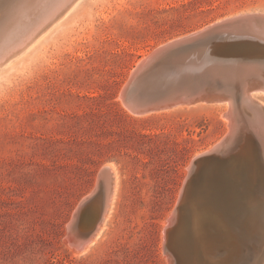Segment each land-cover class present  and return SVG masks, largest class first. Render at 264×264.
Listing matches in <instances>:
<instances>
[{
    "label": "rangeland",
    "instance_id": "rangeland-1",
    "mask_svg": "<svg viewBox=\"0 0 264 264\" xmlns=\"http://www.w3.org/2000/svg\"><path fill=\"white\" fill-rule=\"evenodd\" d=\"M10 1L0 0L3 13L27 0ZM12 11L11 18L0 11L1 37ZM247 13H264V0H81L0 70V264H169V220L191 163L229 133L228 103L141 117L120 95L146 54ZM254 98L264 109V94ZM109 164L120 187L108 230L88 252L74 253L70 223ZM257 182L264 198V180Z\"/></svg>",
    "mask_w": 264,
    "mask_h": 264
},
{
    "label": "water",
    "instance_id": "water-1",
    "mask_svg": "<svg viewBox=\"0 0 264 264\" xmlns=\"http://www.w3.org/2000/svg\"><path fill=\"white\" fill-rule=\"evenodd\" d=\"M251 90L264 94V13L240 14L163 44L135 67L121 92L124 106L137 116L183 105L229 104L230 133L190 165L188 179L172 215L173 222L166 231L164 250L169 264H192L193 238L188 226L197 185L209 172L213 184L218 185L219 179L223 183L220 176H224L229 167L218 166L226 156L232 162L230 167L239 171L238 182L241 183H237L238 186L242 184L249 189L238 191L239 194L231 198L233 203L222 200L220 218L224 230L217 235L220 241L214 246L216 257L201 260V253L197 261H201L199 264H247L254 258L252 249L256 241L257 245H262L259 234L263 229L264 208L255 207L261 204L262 194L260 188L253 189V182L248 178H261L262 164L256 151L253 155L261 167L260 173L251 171L248 163L241 162L243 166L239 167L234 162L244 151L241 143L246 135L252 140L254 150L255 147L261 149L260 140L264 137V127L257 133L244 121V101L256 103L247 95ZM261 123L264 124V119ZM111 185L112 173L106 165L98 175L95 189L83 200L70 223L68 242L76 249L82 250L92 239L95 228L91 230L86 225L93 219L96 204L111 192ZM222 192L220 189L219 194L224 197ZM244 222L248 224L243 225ZM242 233L254 237L250 258L246 261L238 255ZM237 235L240 236L237 238Z\"/></svg>",
    "mask_w": 264,
    "mask_h": 264
},
{
    "label": "bare ground",
    "instance_id": "bare-ground-1",
    "mask_svg": "<svg viewBox=\"0 0 264 264\" xmlns=\"http://www.w3.org/2000/svg\"><path fill=\"white\" fill-rule=\"evenodd\" d=\"M11 1L8 3V5L11 4V6H13V1L19 3V5L21 4L20 0H18L19 2L16 0H11ZM27 1L23 2V4H21L19 8L16 7L18 6L17 4L14 5L16 9H18V10H14L17 12V14L14 11H12L13 9L11 8V11L15 13L14 16L17 15V17H15V19H10L11 21L9 23V27H7L8 32L4 34L2 37L0 36V70L10 65L13 59L19 58L21 55H23V53L26 50H28L30 47H32L37 41H39L42 36H44L56 24H58L60 21L66 18L68 14L75 9V7L80 3L81 0H29L28 2ZM5 6H7V4ZM5 6L4 8H6ZM1 9L0 11L1 13H3ZM9 9L7 8L6 10L3 9L4 16L6 15V13L11 14V11H9ZM5 11H8V12H5ZM1 13H0V16L2 17ZM8 16H5V17H8ZM11 17L13 16H10V18ZM0 24H4V21H2ZM3 31H5V29H3ZM148 55L146 54L144 57H147ZM255 92H258V91L256 90L248 91L247 95L249 99L252 98L255 101V98H254ZM221 105H224V104H221ZM226 105H227V112L225 113V117L229 123V133H230L231 121L227 117V113L229 111V105L228 104ZM242 111L246 113L244 115V121L246 125H248L249 128H254L255 131H257L258 133L259 128L261 130L264 127V124L261 123V121L264 119V109L260 107L257 104V102L253 103L251 101L245 100L243 103ZM247 137L248 136L246 135V137L243 138L242 143H241V146L244 149L243 153L241 154V157H237L234 160V162H237L239 167L243 166L242 165L243 162L247 163L248 160H246V158L251 157L252 151L254 153V149L252 148L253 147L252 140H250V138L249 137L247 138ZM260 141H261L260 145L262 146V148L260 149L261 152L259 151L258 152L260 153L261 155L260 157H262L263 162H264V137H262ZM213 148L209 149L208 151L212 150ZM226 157H224L221 160V163H219V166L217 165L218 168L222 165L223 166L229 165L228 163L229 158H226ZM251 159H253L252 161L254 162L252 163L248 162L247 165H249L251 171H253L256 174L257 173L256 170L258 169V171H260V167L258 166L257 169H255L254 167L258 165L257 164L258 161H257V158H255V156L251 157ZM107 166L110 168L111 173H112L111 192H107L106 195L102 197L104 205L102 204L103 209H102L100 218L94 227L95 233L92 239L90 240L89 243H87V245L82 250L76 249L73 245L70 244L71 246L70 248L73 249L74 253L76 252V253L83 254V253L88 252L91 247L95 246V244H97L98 242H100V240L103 239L106 231L108 230L109 221L112 217L116 199L118 196V190L120 187L119 186L120 178L118 177L114 164H109ZM230 169H228L226 174L224 173V176H220L221 179H223L224 181L223 183H221V180L218 178L219 179L218 185L213 184L212 183L213 177L210 178V175H209L210 172H209V173H206L205 176H203V178L201 179V182H199V184L197 185V190H196L194 200L191 206V210H192L191 217H190L191 220L188 226L189 231L191 232L192 238H193V243L191 246L192 250H190V252L193 251L194 253L192 257V264H199V262H201V261L199 262L197 261L201 253L203 256L201 260H203L204 257L210 256L212 259L213 257H216V250L214 249V246L217 243H219L220 240L218 239L217 235L219 232H221V229L224 226L220 218L222 200L224 201V198H225L227 201H229V203H233L231 202L232 201L231 198H235V194L238 191H242L243 189H249L247 187L245 188V185H242V184L238 186L237 183H241V182H238V181L233 182V180L231 179L230 173H229ZM231 171L232 173L234 171V176L237 175L238 179L241 178L238 170H235L232 167ZM262 174L263 175L261 176V178H263L264 180V168L262 169ZM248 175L250 176V174ZM248 178L249 180H253V182H256V183H258L257 181L260 180V178H257L255 176L248 177ZM220 189L223 191L222 193L224 194V197L223 195H221V193L219 194ZM237 194H239V192ZM263 200L264 198H262V201ZM262 201H261V204L255 207L262 206L264 208V205H262ZM97 205L98 203L96 204V206ZM96 206L92 210L93 212H95ZM171 219L172 217L169 220V226H170V223L173 222V220ZM261 220H262L261 224L263 225V229L259 235H261L260 242L262 245L260 246L257 245V241H256V244L254 248L252 249L254 258L253 260L251 259V261L247 262V264H264V215L262 216ZM246 224L248 223L244 222L243 225H246ZM223 230L224 229H222V231ZM240 235H237V238L239 236L241 237L239 238L240 243H239L238 255L240 256V259H245L246 261L248 260V258H250L249 257L250 249H251L250 245L253 244L254 237H252L249 234L248 236H245L244 233ZM242 242H245L244 245L242 244Z\"/></svg>",
    "mask_w": 264,
    "mask_h": 264
}]
</instances>
